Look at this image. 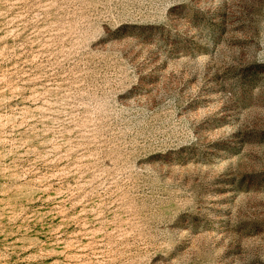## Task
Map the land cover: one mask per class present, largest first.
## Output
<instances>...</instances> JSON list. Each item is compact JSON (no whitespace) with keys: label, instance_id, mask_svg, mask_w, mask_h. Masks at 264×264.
I'll return each mask as SVG.
<instances>
[{"label":"rangeland","instance_id":"obj_1","mask_svg":"<svg viewBox=\"0 0 264 264\" xmlns=\"http://www.w3.org/2000/svg\"><path fill=\"white\" fill-rule=\"evenodd\" d=\"M0 264H264V0H0Z\"/></svg>","mask_w":264,"mask_h":264}]
</instances>
